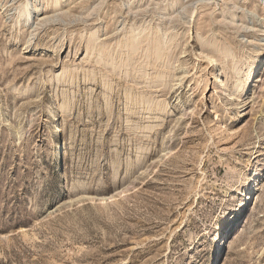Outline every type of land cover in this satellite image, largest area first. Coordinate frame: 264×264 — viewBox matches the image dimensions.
<instances>
[{
	"label": "rangeland",
	"instance_id": "rangeland-1",
	"mask_svg": "<svg viewBox=\"0 0 264 264\" xmlns=\"http://www.w3.org/2000/svg\"><path fill=\"white\" fill-rule=\"evenodd\" d=\"M262 49L264 0H0V264H264Z\"/></svg>",
	"mask_w": 264,
	"mask_h": 264
},
{
	"label": "bare ground",
	"instance_id": "bare-ground-1",
	"mask_svg": "<svg viewBox=\"0 0 264 264\" xmlns=\"http://www.w3.org/2000/svg\"><path fill=\"white\" fill-rule=\"evenodd\" d=\"M26 6H23V8H22V10H21V15H20V17L21 18H23V21H26L28 18H29V10L27 9V5L28 4H25ZM156 34H157V32L156 33H148L147 35H145V38L143 37V38H141V39H132V38H130V39H128V41L129 42H127V40H126V42H124V44L121 46V48H120V52H121V54H122V52H123V50L125 51V52H128V57L127 58H133V56H138V54H140V55H142L143 56V58H144V63L146 62L147 64L148 63H150V64H148V65H151V66H160L161 67V64H162V67H161V70L162 71H164V67L165 68H167V69H169L171 66H172V64L170 63V61L168 62V64L166 63V66H165V63H163V62H166L165 60L169 57V56H172V54H174L172 51H165L164 50V46L162 45V43H161V41H160V39H158L157 38V36H156ZM177 34H175L174 36H176ZM134 38H136V37H134ZM119 47V46H118ZM147 47V48H146ZM104 48V47H103ZM146 48V49H145ZM87 49V48H86ZM173 49V48H172ZM107 51V53L109 52V50H107L106 49V47H105V50L104 51H102L101 50V52L99 53L98 52V54L99 55H103L102 53H104L105 54V52ZM214 51H218L219 52V50H217L216 48H215V50ZM117 52H119V51H117ZM263 53H264V49H262V51H261V55H263ZM120 54V55H121ZM125 54V53H124ZM123 55V54H122ZM210 58V62H212L214 59H213V57H211V56H209ZM226 56L224 55V58H225ZM126 58V60H128ZM112 60H114V59H111V63L112 64H114L115 62L113 61L112 62ZM168 61V60H167ZM128 62V61H127ZM151 62H153V64L154 65H152L151 64ZM162 62V63H161ZM141 63H142V61H141ZM223 63V62H222ZM111 64V65H112ZM118 65V64H117ZM122 65H128V63H125V62H121L120 61V63H119V66L118 67H121ZM116 67V66H115ZM114 67V68H115ZM117 67V68H118ZM141 67V66H140ZM174 68V67H173ZM116 69V68H115ZM166 69V70H167ZM132 70V69H131ZM134 70V69H133ZM255 65H250L249 66V68H248V70H247V72L245 73L246 75L245 76H240V73H238V71H237V75H234V74H230L229 75V80L228 81H230V83H231V85H230V91H229V96L230 97H234V96H236L235 94H236V92H240V93H243L244 91H245V89H246V85H245V83L248 81V80H250L251 78H253V76H254V74H255ZM168 71H170V69L168 70ZM140 72V71H139ZM165 72V71H164ZM164 72H159V71H157L155 74H156V79H157V81L155 82V84L154 85H156V88H157V86L158 87H161L162 86V88H163V90H165L164 88H166V80H164V81H159L161 78H165V77H163L164 76ZM144 73V72H143ZM146 74V73H145ZM144 74V75H145ZM149 75V74H148ZM147 75V76H148ZM146 77V76H145ZM149 78V77H148ZM150 79V78H149ZM153 87V86H152ZM169 87V86H168ZM146 100V99H145ZM150 100V99H149ZM148 104H149V102H148ZM145 109V108H144ZM146 114H149V113H158V111H165V107H162V105H161V102H158V103H156V104H152V105H147L146 106ZM57 128V127H56ZM58 130V129H57ZM252 176L254 175V172L251 174ZM246 182H247V185H248V187H249V191L250 190H254V189H256V188H258L259 187V181L257 182V179H255V180H253L251 177H247L246 178ZM257 194V193H256ZM255 194V195H256ZM249 194H245V195H243V197H245V200H244V202L243 203H245V201H246V197L248 196ZM252 200V193H250V195H249V202ZM241 202H242V199H241ZM242 205V203H240L239 204V207L238 208H236L233 212H236L235 213V215H237L238 214V212L240 211V206ZM231 218V220H230V222H233V220H234V215L232 216V215H230L229 217H228V219H230ZM223 224H224V222H223ZM214 230L212 229V228H210V227H207V226H205L204 227V230H203V235H205V236H210V234H211V232H213ZM218 241L217 240H215V243H217ZM218 248H219V246H218Z\"/></svg>",
	"mask_w": 264,
	"mask_h": 264
}]
</instances>
